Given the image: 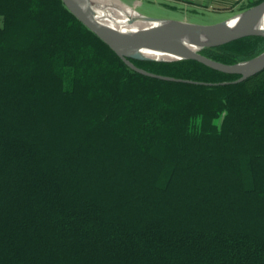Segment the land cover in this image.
I'll list each match as a JSON object with an SVG mask.
<instances>
[{
	"label": "trees",
	"instance_id": "1",
	"mask_svg": "<svg viewBox=\"0 0 264 264\" xmlns=\"http://www.w3.org/2000/svg\"><path fill=\"white\" fill-rule=\"evenodd\" d=\"M131 62L189 82L132 71L62 0H0V264H264V71Z\"/></svg>",
	"mask_w": 264,
	"mask_h": 264
},
{
	"label": "water",
	"instance_id": "2",
	"mask_svg": "<svg viewBox=\"0 0 264 264\" xmlns=\"http://www.w3.org/2000/svg\"><path fill=\"white\" fill-rule=\"evenodd\" d=\"M62 1L70 12L117 53L132 71L140 74L174 83L189 82L146 72L135 66L131 62L132 59L155 62L194 60L216 71L241 76L236 83H242L264 71V52L247 62L234 65L216 62L201 54L204 49L220 47L247 37L264 38V1L221 24L212 26L157 20L145 17L137 11V17H129L126 20L128 25L121 26L115 19L116 14L97 0ZM119 14L122 17L124 11H119ZM137 20L142 21L144 25L132 27Z\"/></svg>",
	"mask_w": 264,
	"mask_h": 264
},
{
	"label": "rangeland",
	"instance_id": "3",
	"mask_svg": "<svg viewBox=\"0 0 264 264\" xmlns=\"http://www.w3.org/2000/svg\"><path fill=\"white\" fill-rule=\"evenodd\" d=\"M110 4L111 0H103ZM145 17L157 20L181 21L201 26L221 24L238 14L240 7L224 6L196 7L180 5L173 0H118Z\"/></svg>",
	"mask_w": 264,
	"mask_h": 264
},
{
	"label": "bare ground",
	"instance_id": "4",
	"mask_svg": "<svg viewBox=\"0 0 264 264\" xmlns=\"http://www.w3.org/2000/svg\"><path fill=\"white\" fill-rule=\"evenodd\" d=\"M112 2H110V4H105L103 0H97L98 3L103 4L105 6H108L111 9V12L113 14H116L115 19L117 20V22L122 26H127V19L129 17H137V14L134 12V10L129 9L128 7H126L125 5L121 4V2H119L118 0H111ZM124 11V15L122 17H120L121 15L119 14ZM114 18V17H113ZM144 25L142 21H135L134 25L132 27H138V26H142Z\"/></svg>",
	"mask_w": 264,
	"mask_h": 264
},
{
	"label": "crops",
	"instance_id": "5",
	"mask_svg": "<svg viewBox=\"0 0 264 264\" xmlns=\"http://www.w3.org/2000/svg\"><path fill=\"white\" fill-rule=\"evenodd\" d=\"M180 5L196 7H213V6H231L235 5L238 0H173Z\"/></svg>",
	"mask_w": 264,
	"mask_h": 264
}]
</instances>
